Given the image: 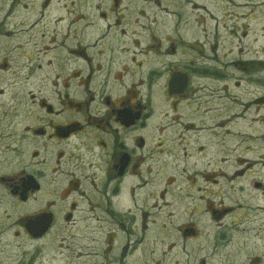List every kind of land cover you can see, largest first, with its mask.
Masks as SVG:
<instances>
[{"label":"flooded vegetation","instance_id":"af4514ba","mask_svg":"<svg viewBox=\"0 0 264 264\" xmlns=\"http://www.w3.org/2000/svg\"><path fill=\"white\" fill-rule=\"evenodd\" d=\"M164 2L0 0V108L4 110L2 118L13 120L12 133H6L0 126V197L5 195L8 203L17 206L36 205L41 200L37 205L40 209L28 216L25 223H0V238L14 231L18 239L23 231L31 242L45 240L58 222L57 215L63 211L49 200L54 195L63 201L69 200L64 218L72 224L85 201L91 210L103 209L117 217V214H129L133 204L136 210L144 205L147 195L152 199L160 195L165 199L170 195L176 211L188 213L191 218V214L206 213L219 218L223 228L232 224L242 229L264 231V98L255 97L247 110L229 115L230 111H235L239 96L229 95V87L220 84L231 82L234 90L242 87L243 80L229 82L212 64L175 67L172 77L165 81L169 97L166 102L172 100L173 106L170 122L176 127L174 138L171 145L165 144L167 138L150 143L145 137H134V132L146 131L151 113L148 100L143 103L141 96L138 100L131 85L126 84L129 62L122 64L123 73H117L108 61L103 62L102 67L100 64L95 66L87 54L84 56L92 48L98 50V55L102 54L103 49L99 50V47L101 44L107 47L110 38L124 47L137 49L141 46L139 39L150 30V22L157 24L150 31L158 35L157 30L166 28L165 22L157 18V14L161 16L166 11ZM223 2L225 6L229 2L237 3L234 0ZM53 3L61 7L59 19L52 20L49 12ZM166 3L177 8L178 2ZM47 22L51 26L61 24L64 38L76 40L82 37L88 42L87 46L72 50L71 56L78 57L89 67L67 73L61 68L54 77L44 68L52 65V59L46 64L41 60L50 51L47 45L57 44V37L51 38L50 31L42 28ZM30 30L39 34L27 40ZM160 34L166 35V31ZM28 45H31L30 54L25 49ZM126 50L131 53L132 49ZM126 50L117 57H123ZM114 52L116 55L117 50ZM13 53L24 55L26 63L11 65L9 58ZM137 54V51L130 54L132 67ZM144 54L147 53L144 51ZM35 56L41 58L35 59ZM234 66L238 67V64ZM239 66L264 67V61ZM174 77L178 79L174 80L172 92ZM154 82L149 86L151 89L155 87ZM38 88L47 89L50 98L39 100ZM154 94L151 90L150 95ZM53 96L58 107L51 102ZM36 106L44 114L41 119L36 117ZM22 110L28 121L23 120V126L20 121ZM169 116L165 113V117ZM213 116L217 120L214 121ZM239 120H247V127H229V124L241 125ZM24 150H32L28 156L29 165L25 167L26 159L21 153ZM42 150L47 152L45 156ZM65 150H70L68 159ZM6 153L17 159L16 166L11 170L8 168L9 171H4ZM166 167L173 169L166 187L161 193H150L149 187L157 178L166 176ZM170 185L173 186L172 193L168 189ZM247 188L252 191L254 188L262 199L251 202V196L234 198ZM47 198L48 201H44ZM120 198L126 201L128 210L116 208ZM162 204V207L171 206L166 202ZM2 205L0 199V212ZM236 217L242 218L233 220ZM37 229L45 231L38 234ZM185 230L195 235L193 224L185 226ZM2 260L4 258L0 256V262ZM252 264L263 263L257 257Z\"/></svg>","mask_w":264,"mask_h":264},{"label":"rangeland","instance_id":"374dc122","mask_svg":"<svg viewBox=\"0 0 264 264\" xmlns=\"http://www.w3.org/2000/svg\"><path fill=\"white\" fill-rule=\"evenodd\" d=\"M166 1L178 2L177 8L169 6ZM234 1L237 3L229 2L225 6L223 0H165L162 5L166 11L162 17L157 14V18L165 22L166 28L157 30L158 35L151 33V28L157 27V24L150 22V30L139 39L141 46L137 49L133 46L124 47L116 39L110 38L107 47L104 44L99 47V50L103 49L102 54L98 55V50L94 48L88 49L84 54V56L87 54L95 66L100 64L102 67L103 62L108 61L109 66L117 73H123L122 64L129 62L130 67L125 75L128 82L126 84L131 85L132 92L138 100L140 96L143 103L148 100L151 113L146 131H136L134 137H145L150 143H157L155 140L164 141L167 138L168 142L165 144H172L171 139L174 138L176 127L171 126L170 122L173 106L172 100L166 102L169 97L165 81L172 77L175 67H207L212 64L213 68L219 69L221 75L229 82L243 80L242 87L234 90L231 82L220 84L229 87V95L239 96L238 104L234 106L235 111H230L229 115L241 114L247 110L255 97L264 98V67L239 66L264 61V0ZM49 12L52 13V20L62 16L61 7L56 3L52 4ZM149 20L152 21L153 18ZM42 28L50 31L51 38L57 37V44L47 45L50 51L46 57L35 56V59L41 58L44 64L52 59L50 61L52 65L44 68L51 71L53 77L61 68L67 73L79 67L81 69L89 67L78 57L74 59L71 56V52L88 45L82 37L76 40L71 37L64 38L61 24L51 26L47 22ZM164 30L166 35H161L160 32ZM55 31H58L57 35ZM38 34L35 30H30L26 39ZM21 37L23 38V33ZM216 46L218 47L215 48ZM129 48L132 49L131 53H127L126 49ZM25 49H28L27 54L31 53V45ZM125 50L126 54L123 57H117ZM134 51L138 53L135 56L137 66L132 67L130 54ZM144 51L147 54H144ZM9 61L13 66L26 63L25 56L16 53L10 55ZM234 64H238V67ZM153 80L155 87L151 89L149 86ZM151 90L155 93L153 96L150 95ZM38 92L39 100L48 97L47 89L38 88ZM51 102L54 105L58 103L55 96ZM242 104L245 106L242 107ZM1 105L0 101V107ZM34 110L37 112L36 117L39 119L44 117L38 106ZM34 110L31 109L32 112ZM3 112L4 110L0 108L1 129L6 133H12L13 120L10 117L2 118ZM165 113H169L170 116L165 117ZM21 116L23 126V120L27 121L23 110ZM230 118L231 116H228V119ZM213 119L217 120L215 116ZM247 122L243 120L240 122L241 125L229 124V127L232 129L247 127ZM221 132L224 133L222 130ZM31 152L32 150L21 152L26 159L24 167L29 165L28 156ZM46 154L47 152L42 150V155ZM68 154L70 150H65V157ZM3 160L4 171L16 166L17 159L14 155L10 157L6 153ZM169 162L172 163V158ZM165 169L166 176L163 179L157 178L149 187L150 193L152 191L161 193L166 187L167 178L173 175V169L171 167ZM168 189L172 193L173 186L170 185ZM250 196L251 202L262 199V195L260 196L254 188L253 191L247 188L234 198L248 199ZM147 198L144 199L145 204L137 208L141 209L139 212L134 204L129 209L125 200L118 199L116 208L129 209L130 213L117 214V217L110 216L103 209L93 211L85 201L80 206V213L75 215V224H72L67 223L64 218L68 212L65 207L69 200L63 201L54 195L49 200L57 203V208L60 207L63 211L57 215L58 222L52 232L41 242L29 241L23 231L20 232L21 236L18 239L14 231L6 233L0 238V256L4 258L0 264H124V261L126 264H252V260L257 257L264 264V231L242 229L241 226L232 224L223 228L219 224V218L210 217L206 213L196 216L191 214V218L188 213L176 211L170 195L165 199L162 195L153 199L147 195ZM0 199L3 204L0 212L2 224L12 225L20 221L25 223L28 216L34 215L40 209L37 205L41 200L36 205L17 206L13 202L8 203L5 195ZM44 201H48V198ZM156 202H158L156 207H153ZM164 202L170 203L171 206L162 207ZM241 218L236 217L233 220L239 221ZM189 224L194 225L195 235L184 232L185 226ZM262 229L264 230V227Z\"/></svg>","mask_w":264,"mask_h":264},{"label":"water","instance_id":"95a60500","mask_svg":"<svg viewBox=\"0 0 264 264\" xmlns=\"http://www.w3.org/2000/svg\"><path fill=\"white\" fill-rule=\"evenodd\" d=\"M177 79H178L177 77H174V78H173V81H172V84H171V90H172V92L174 91L173 89H174V87H175V86H174V80H177ZM42 229H43V228H42ZM40 230H41V229H40ZM40 230L37 229V233H38V234H43V232L45 231V230H43V231H40Z\"/></svg>","mask_w":264,"mask_h":264}]
</instances>
